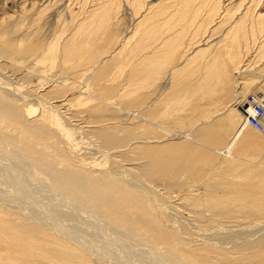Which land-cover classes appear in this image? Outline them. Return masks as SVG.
I'll return each mask as SVG.
<instances>
[{"label": "rangeland", "instance_id": "obj_1", "mask_svg": "<svg viewBox=\"0 0 264 264\" xmlns=\"http://www.w3.org/2000/svg\"><path fill=\"white\" fill-rule=\"evenodd\" d=\"M83 1L0 0V82L10 87V99L17 100L13 103L0 94V164L7 163L6 168L0 166L2 196L10 195L18 180L45 184V180L37 181L34 176L38 175L37 166L62 169L71 174L63 179L73 178V184L77 179L82 184L77 189L84 198L76 197L71 190V201L80 202L89 213L121 229L133 231L141 253L147 245L170 264H264V247L260 250L258 245L264 244V133L248 127L232 151V158L221 152L241 124L236 119L237 108L231 106L237 86L244 80L252 82L248 93L264 91V32L254 35L258 15L263 14L259 19L264 24V0H219L231 9L239 3L236 15H247L245 39L254 46L248 45L249 51L245 39L238 41L239 64L227 57L228 46H221L227 37L221 34L231 26L229 21L225 25L220 21L221 17H229L224 8L219 9V14H211V4H203L202 9L201 0H196L195 18V12H185L186 29L173 39L166 27L160 26L158 33L153 31L156 18L147 32L126 6L109 22L79 32V16L97 0L85 7ZM171 5L159 9L166 10L157 17H172L174 9L182 7L178 3ZM203 12L206 20L200 29ZM218 22L226 27L221 34ZM208 24H214L217 31ZM176 27L180 33L181 23ZM196 30L200 31L193 37ZM254 36L259 37L257 41ZM169 38L174 43H168ZM218 39H223L221 44ZM208 43L209 51L220 48L216 58L221 54L226 60L225 77L211 94L207 93L209 86L205 88V71H213L214 56L208 62L204 56L196 57L202 48L198 44ZM150 49H159L156 56L141 60ZM36 102L42 106L29 116L27 108ZM44 103L55 110L63 126L73 134V145L60 136L64 131L61 126L42 120ZM230 113L234 114L232 122ZM55 145L70 158L75 170L62 165L64 158L54 152ZM225 156L233 160L232 164ZM40 163L46 164L39 166ZM6 170L13 171L15 177L4 178ZM51 184L63 188L62 183L52 180ZM81 188L89 189L88 193ZM18 196L15 203L20 200ZM74 208L68 207L69 212L79 209ZM76 211L71 222L76 214L81 218ZM0 214V264H107L52 229L30 238L33 234L24 229L33 226L31 222L17 218L15 211L3 205ZM5 220L18 221L19 225ZM133 247L139 251L137 245Z\"/></svg>", "mask_w": 264, "mask_h": 264}, {"label": "bare ground", "instance_id": "obj_2", "mask_svg": "<svg viewBox=\"0 0 264 264\" xmlns=\"http://www.w3.org/2000/svg\"><path fill=\"white\" fill-rule=\"evenodd\" d=\"M80 3H81V0H79ZM91 0H84L82 2V6L85 7L87 6L88 2L90 3ZM198 1V0H197ZM233 1V0H232ZM234 4V2H237L236 0L234 2H232ZM243 1V0H242ZM259 1V0H258ZM170 3V6L169 3ZM175 2V4H174ZM212 2V3H211ZM210 2V0H201V8H202V5L203 4H211L208 8L210 10V13H215V14H219L221 10H219L220 8H224L226 10V13L227 15H229L228 18L225 17V19H223L221 17L220 21H223L221 22L222 24L224 22H227L229 21L231 23V26H229V28H226L224 27V25L222 26V24L220 25L219 22L218 24L220 25V27L222 26V29H218L220 28L218 26V30H219V34H221V32H223L224 28H226L225 32H224V36L221 34V37H226V40L223 41V39H218L219 43L221 44V42L223 41L222 43V47L224 48V43L226 44L225 46H228V50H227V57L233 61V62H237V64H239L238 62L240 61V57H239V54L241 55V53H239L236 49V44H238V41L239 40H242V39H245V34H246V30H245V27L246 26V22H244V19L245 17H247V15L245 14V12H243L244 14H241L239 13V15H236L235 13V10L238 8L239 3L236 4L235 8L234 9H231V8H226L224 7L219 0H212ZM226 2V1H225ZM249 3V1H247ZM77 3V2H76ZM168 3V4H167ZM176 3L182 5V7L178 9H174L175 12V16L173 15L172 17H168L166 16L163 19L157 17L158 16V13L161 12V11H165V10H159L161 9L162 7H164L165 5L169 8H171V4L175 5L176 6ZM196 3V0H97L96 2H93V4L90 6L91 8L89 10H83V13L81 14V16H79V25H78V29L77 31L79 32H82L84 29L86 30L88 27L90 28L91 26H97V24H102V23H107V21L109 22L110 19H114L115 15L121 10V8L123 6H126L127 8H129V10H131V13L136 16V18L138 19V22L137 24H139L140 26L144 25L146 27V31L148 32V29L152 28L154 25V19L153 18H156V23H155V26H154V29L153 31L158 33L159 30H161V27H166L168 32H170V34L174 35L173 36V39L176 37V35H179V34H183L184 32H182L183 30H185V26H186V23L187 21L185 20L186 18L185 17V12H189L192 11V12H195L194 10L197 8V5H195ZM244 3V1H243ZM262 3V2H260ZM102 4V5H100ZM199 4V3H198ZM230 4V3H229ZM242 4V3H241ZM247 4V3H246ZM96 5H98L96 8H94ZM214 5V6H213ZM225 5V3H224ZM228 5V4H227ZM243 5V4H242ZM179 6V5H178ZM232 6V5H231ZM257 6V5H256ZM261 6V5H260ZM89 7V6H88ZM167 7H164V8H167ZM213 7H218V8H215L213 9ZM230 7V6H228ZM242 7V6H241ZM246 7V6H245ZM247 8V7H246ZM246 12L248 9H246ZM253 8V7H252ZM260 8V7H259ZM203 9V8H202ZM241 9V8H240ZM254 9V8H253ZM257 9V8H256ZM170 9H168V12H169ZM173 10V9H171ZM188 10V11H187ZM201 10V9H200ZM198 9V11H200ZM251 10V9H250ZM237 11V10H236ZM243 11V10H242ZM249 11V10H248ZM202 13V11H200ZM257 12V10L255 11ZM81 13V12H80ZM167 13V11H166ZM248 13V12H247ZM252 13V12H251ZM264 13V11L262 12ZM131 14V15H132ZM162 14V12L160 13ZM171 14V13H170ZM195 14L196 12L194 13V18H195ZM204 12H203V15L201 14V24L198 25V28L201 29V26L203 25L204 26V22L206 20L205 16H204ZM208 14V17H209V13ZM250 14V13H249ZM260 14V13H259ZM130 15V16H131ZM132 15V16H133ZM191 15L193 16V14L191 13ZM226 15V16H227ZM232 15H236L231 17ZM263 15V14H262ZM262 15H258L259 18H261L260 16ZM165 16V15H163ZM189 16V15H188ZM223 16V15H222ZM97 17V19L99 20H95ZM198 17V19L200 18ZM207 17V16H206ZM207 17V19H208ZM249 17V16H248ZM254 17V16H253ZM134 18V17H133ZM183 18V20L185 21L184 23L180 21V19ZM189 18V17H187ZM252 18V17H251ZM257 19L258 22L254 23V25L256 26V29L255 32H254V35L257 34L259 35L261 33V31L264 32V30H262L264 28V24L262 22H260V19ZM140 19V20H139ZM190 19V18H189ZM215 19V17L213 18V20ZM250 19V18H248ZM264 19V18H263ZM182 20V21H183ZM200 20V19H199ZM198 20V22H199ZM211 20V21H213ZM217 20V19H216ZM194 21V20H192ZM219 21V19H218ZM197 22V21H196ZM214 22V21H213ZM216 22V21H215ZM264 22V21H263ZM181 23V27L182 29L180 30L181 32H177V27L176 25L180 24ZM212 23V22H211ZM249 23V22H248ZM253 23V22H252ZM192 24V23H191ZM195 25L197 26V24L195 23ZM209 26H213L212 24H208ZM217 25V23L215 24ZM252 25V24H251ZM250 25V26H251ZM202 26V27H203ZM253 26V25H252ZM98 27V26H97ZM189 27V25L187 26V28ZM194 27V26H193ZM215 26L211 27L214 29ZM195 28V27H194ZM206 28V27H205ZM134 29V28H133ZM179 29V28H178ZM208 29V27H207ZM248 29V28H247ZM97 30V29H96ZM188 30V29H187ZM211 30V29H210ZM216 29H214V32ZM222 30V31H220ZM251 30V29H250ZM200 30H196L195 33L193 34V37H195L198 33H199ZM203 31V30H202ZM206 32V31H205ZM204 32V33H205ZM253 32V31H252ZM134 33V32H133ZM155 33V34H157ZM178 33V34H176ZM144 34V33H143ZM154 34V35H155ZM203 34V33H202ZM212 34V32H211ZM210 34V35H211ZM213 34H216V33H213ZM212 34V35H213ZM218 34V33H217ZM218 34V35H219ZM85 34H83L84 36ZM152 35V33H150L149 37ZM159 35V34H158ZM253 35V33H252ZM162 36V35H161ZM171 36V35H170ZM205 36V35H203ZM217 36V35H216ZM249 36V35H248ZM260 36V35H259ZM164 37V36H163ZM172 37V36H171ZM262 37V35H261ZM208 38V37H207ZM209 38H211L209 36ZM218 38V36L216 37V39ZM249 38V37H248ZM259 37H255L254 36V39L257 41ZM197 39V38H196ZM200 39V38H199ZM213 39V37H212ZM263 39V38H262ZM152 40V39H151ZM172 38H169L168 39V43L171 42ZM208 40V39H207ZM250 40V39H249ZM247 38L244 40L245 42V45L248 47V45L250 46V43H251V40L249 41ZM264 40V39H263ZM173 41V40H172ZM192 41V40H191ZM191 41H189V43H191ZM204 41V40H203ZM211 41H214V40H211ZM260 41V40H259ZM262 41V40H261ZM182 42V41H181ZM206 42V41H205ZM208 42V41H207ZM210 42V40H209ZM240 42V41H239ZM253 42V41H252ZM142 43V42H141ZM147 43V42H146ZM174 43V41H173ZM183 43V42H182ZM215 43V42H214ZM152 44V43H151ZM171 44V43H170ZM176 44V43H175ZM181 44V43H180ZM179 44V45H180ZM210 44L211 43H208L206 44L205 46L203 45H200L198 44L199 46L198 47H202L201 49H199L197 51V55L196 57L199 55H201V57H205L207 59L206 62H208L209 58L213 57L212 60H213V68H212V72L208 73L207 71L206 74H207V84L205 86L208 87V92L207 93H213L217 87L218 84L221 83V81L223 80L222 78H224V69L225 68V64H224V56L221 58V54L218 55L219 58H216L215 55H217V51L218 48L217 47V44H216V47H217V50L215 49V47H213V49L211 51H209V48H210ZM219 44V45H220ZM218 45V46H219ZM253 45V44H252ZM264 45V43H263ZM176 46V45H174ZM212 46V45H211ZM239 46V45H238ZM254 46V45H253ZM253 46L250 48H253ZM258 46H262V45H258ZM148 48V46H146ZM240 47V46H239ZM246 47V48H247ZM150 48V46H149ZM238 48V47H237ZM258 48V47H257ZM256 48V49H257ZM182 49V48H181ZM197 49V48H196ZM208 49V50H207ZM263 49V48H262ZM139 50V49H138ZM137 50V51H138ZM146 50V49H145ZM151 50V49H150ZM148 51L147 52V55H144L146 53H144L143 57H141L142 59L141 60H144V59H151V58H154L156 56V54L158 53V50L159 49H156V50H151V51ZM176 50V49H175ZM208 51V55H204L205 51ZM240 50V48H239ZM248 50H249V47H248ZM143 51V50H142ZM244 51H245V48H244ZM250 51V50H249ZM264 50H262L261 52H263ZM144 52V51H143ZM260 52V51H259ZM139 53V52H138ZM201 53V54H200ZM140 54V53H139ZM142 54V53H141ZM249 54V53H248ZM257 54V53H256ZM259 54V53H258ZM263 55V54H262ZM261 55V56H262ZM250 56V55H249ZM260 56V55H259ZM260 56V57H261ZM195 57V55H194ZM195 57V58H196ZM169 58V57H168ZM160 59V58H159ZM166 59V58H165ZM164 59V60H165ZM192 59V58H190ZM248 59V58H247ZM146 60V61H147ZM154 60V59H153ZM186 60V59H185ZM140 61V60H139ZM197 61V60H196ZM226 61V60H225ZM144 62V61H143ZM186 62V61H185ZM150 63V62H149ZM184 63V62H183ZM236 64V65H237ZM184 66V64H183ZM154 67V66H153ZM182 67V66H181ZM177 69V68H175ZM182 69V68H180ZM243 69V68H242ZM179 70V68L177 69ZM176 72V71H175ZM173 72V73H175ZM226 75V74H225ZM224 76V77H223ZM264 76V75H263ZM201 80H203V78L201 77ZM252 85V82H245L244 80L242 82H240V84L237 86V90H236V94H235V97H236V100L231 104L232 106V109L235 110V107L238 109H236L237 111V115L238 117L236 119H240L242 118V111L240 109V105H241V102L245 99V95L248 93V90H251V86L249 87V85ZM250 88V89H249ZM10 87L7 86V84L4 82V85L1 84L0 82V94H2V96L8 100H10L11 102L13 103H17L16 99L15 98H12L10 99V95L12 94H9L10 92ZM262 93H264V91H260ZM11 93V92H10ZM256 93V92H254ZM9 94V95H8ZM249 94V93H248ZM247 94V95H248ZM14 97V96H13ZM25 98V97H23ZM16 100V101H15ZM21 101V100H20ZM37 101V100H36ZM36 104V106H35ZM34 105H30L28 106V115L32 116L35 115L36 111H37V106L39 108V106H42L40 105V103L36 102ZM57 106V105H56ZM231 106L229 108H231ZM52 107V106H51ZM2 109V108H1ZM2 112V111H1ZM0 112V113H1ZM9 112V111H8ZM18 112V111H17ZM42 112V113H41ZM41 117H42V120L44 121H48V123H50V125H52V123L57 126H61V128L64 130L63 131V134H64V137L62 136L63 134L62 133H59L60 136L62 138H66L70 143L72 142V139L74 138L73 134H71L70 132H68V130L63 126L62 122H61V119L59 117V115L55 112V110L52 108L50 109L49 106H45V103H44V106L42 107V111H41ZM228 112V111H227ZM16 114V113H15ZM233 114V113H232ZM230 113V122L234 121L233 120V115ZM10 116V115H9ZM136 116V115H135ZM235 117V116H234ZM139 118V121H143V122H147V119L145 118H141V117H138ZM13 119V118H12ZM14 120V119H13ZM205 120V119H204ZM210 120V119H209ZM238 120V121H240ZM208 121V118L207 120ZM204 121V122H206ZM211 121V120H210ZM203 122V120H202ZM209 122V121H208ZM149 123V122H148ZM242 123V122H241ZM141 124V123H140ZM53 125V126H54ZM65 125V124H64ZM39 127V126H38ZM43 126H41L42 128ZM249 126L245 125V124H240L239 127H237L235 133L233 134L232 138L229 140L228 144L226 145V147L224 148V151L221 150V152H224L225 155H228L231 157V154L232 151L234 150L235 147H237L236 145L240 142L241 138L243 137L244 135V132H245V129L248 128ZM60 128V129H61ZM44 129V128H43ZM47 129V128H46ZM259 132V131H257ZM259 133H264L263 132H259ZM58 134V133H57ZM58 134V135H59ZM191 134V133H190ZM185 135V133H184ZM59 136V137H60ZM22 137V136H21ZM53 137V136H52ZM76 138V137H75ZM187 138V137H186ZM60 140V139H58ZM46 141V140H45ZM51 141V140H50ZM68 141H66L68 143ZM75 141V140H74ZM3 142V141H2ZM61 142V141H60ZM4 143V142H3ZM203 143V142H202ZM48 144V143H47ZM51 144V143H50ZM72 144V143H71ZM70 144V145H71ZM204 144V143H203ZM202 144V145H203ZM73 145V144H72ZM208 145V144H207ZM137 146V145H136ZM67 147V145H66ZM77 147V146H76ZM208 147V146H207ZM210 147V145H209ZM212 148V147H211ZM54 149V152H56L58 154V156L64 158L62 159V165L68 167L69 169H72V170H75V168H73V165L72 163H70L69 159L70 158H67L66 156H64V153L63 151L60 149V147L58 148L57 145H55L53 147ZM216 149V148H215ZM73 150V149H71ZM14 151V150H13ZM16 152V151H15ZM223 154V153H222ZM223 154V156H224ZM2 156V155H1ZM0 156V157H1ZM47 156V155H46ZM46 156H44L46 158ZM233 156V155H232ZM22 158H24L23 156H21ZM226 157V156H225ZM240 157V156H239ZM243 157V156H242ZM16 158V157H15ZM49 158V157H48ZM47 158V159H48ZM227 158V157H226ZM229 158V157H228ZM227 158V159H228ZM232 158V157H231ZM234 158V157H233ZM21 159V158H20ZM28 159V158H27ZM9 160V159H8ZM23 160V159H22ZM24 160H26L24 158ZM29 160V159H28ZM226 160V159H225ZM229 160V159H228ZM238 160V159H237ZM236 160V161H237ZM241 160V159H240ZM244 160V159H243ZM10 161V160H9ZM27 161V160H26ZM37 161V160H36ZM230 161V160H229ZM228 161V162H229ZM233 161V160H231ZM230 161V163H231ZM1 162V160H0ZM8 162V161H7ZM22 162V161H21ZM47 162V161H46ZM224 162V161H222ZM228 162H226L228 164ZM239 162V161H238ZM241 162V161H240ZM16 163V162H15ZM29 163H32L29 162ZM28 163V164H29ZM38 163V162H37ZM36 163V164H37ZM50 162H48L49 164ZM237 163V162H236ZM13 164V163H12ZM27 164V165H28ZM41 164H44V163H40L39 166ZM46 164V163H45ZM44 164V165H45ZM220 164V163H219ZM225 164V163H224ZM223 163L221 164L222 166L224 165ZM232 164V163H231ZM230 164V165H231ZM235 164V163H234ZM6 167H7V163L5 164ZM4 165V166H5ZM52 167H54V163H51ZM229 165V164H228ZM240 165V164H239ZM1 166V164H0ZM3 165L1 167H4ZM16 166H20L18 165V163H16ZM32 166V164L30 165ZM43 166V165H41ZM219 166V165H218ZM234 166V165H233ZM237 166V165H235ZM4 167V168H6ZM11 167V166H10ZM9 167V168H10ZM22 168V166H20ZM25 167V166H24ZM33 167V166H32ZM82 167V166H81ZM224 167V166H223ZM57 168V167H56ZM60 168V167H59ZM21 169H19L20 171ZM34 170V169H33ZM54 169H52L51 167H48V166H43V167H38L37 166V173H34V176L35 178H37V181H38V178L40 179H43L45 180V184L44 183H40L41 180H40V184H44L43 187L37 185L38 182H37L35 185L34 184H30L32 182H24L22 180H18L16 181V187H13L12 191L10 190V195L7 194L6 196H2L3 194L0 193V205H3V207H5L6 209H10L11 211H15L16 214L18 215L17 218H22L24 221H27L28 224H31L33 226L31 227H26L24 229V231L26 232H29V233H32L33 235L30 234V238H35L37 236H39L40 233H43V234H46V231H48V229H52L53 231L57 232L59 235L63 236V237H66L67 240H70L71 242H73L75 245L79 246L80 248H82L83 250L87 251L88 253H93L95 254L96 256H98L99 258L103 259L107 264H133V263H141V264H145L147 261V264H170V262L168 263L167 261H165L163 258L161 257H158L157 255H155L154 253H152L149 249H147L148 247L144 246L142 253L140 252V246L138 245L139 243L137 241H135L132 237V233L133 231H128L126 229H121L118 225H114L112 223H110L109 221L106 220V218H100L98 216H96L94 213H89L88 209L86 207H83L82 204H79L78 203H75V202H72L70 197H69V192H71V190L74 192V194L76 195V197L80 198V199H83L84 196L82 195V193L77 189V187L79 185H82L75 177L76 179V184H73V178L72 179V182H71V179H63V177H67L68 175H71L70 173H68L67 171H64V170H54V172L52 171ZM31 171V170H30ZM18 172V171H17ZM16 172V173H17ZM21 172V171H20ZM34 172V171H33ZM109 172V171H108ZM111 172V171H110ZM14 172L11 171V170H6L5 174H4V178L11 176V177H15V175L13 174ZM113 173V172H112ZM111 173V174H112ZM19 174V172H18ZM24 174V173H23ZM22 174V175H23ZM26 174V173H25ZM73 174V173H72ZM115 174V173H114ZM119 174V173H118ZM117 174V175H118ZM20 175V174H19ZM20 175V176H22ZM27 175V174H26ZM41 175V177H40ZM120 175V174H119ZM18 177V176H17ZM16 177V178H17ZM24 177V175L22 176ZM121 179H123L124 177L121 175ZM19 178V177H18ZM27 178V177H26ZM116 178V177H115ZM55 182V183H62L63 185V188H58L56 185L54 184H51L52 180ZM120 179V178H119ZM9 182V181H8ZM44 182V181H42ZM1 183V182H0ZM29 183V184H27ZM34 183V182H33ZM1 185V184H0ZM9 185V184H8ZM37 185V186H36ZM39 186V187H38ZM96 186V185H95ZM133 187V186H132ZM98 188V187H97ZM135 188V187H134ZM133 188V189H134ZM6 189H9V188H6ZM82 191L84 193H88V190L86 188H81ZM102 189V187H101ZM136 189V188H135ZM5 190V189H4ZM145 191V189H143ZM9 191V190H8ZM17 192L20 194V196L14 194V192ZM3 192H7V191H3ZM8 193V192H7ZM139 193V192H138ZM146 193V192H145ZM144 193V194H145ZM18 196L17 198H19V202L18 203H15V199H16V196ZM71 194V193H70ZM27 195H30V197H26ZM143 195V194H142ZM3 197V198H2ZM13 197V198H12ZM15 197V198H14ZM14 199V200H12ZM6 200L8 202H11V203H8L6 202ZM15 201V202H14ZM74 201V200H73ZM14 202V203H12ZM98 203V202H97ZM89 204V203H88ZM75 206V208H79L77 209L78 213L81 215V218H76L78 217V214H76V217L74 218L75 221L74 222H71V218H73L75 216V213L73 214V212H69V209L68 207H71V206ZM92 205V203H91ZM64 206H67V207H64ZM156 206V205H155ZM154 206V207H155ZM98 206L96 205L95 208H97ZM73 208V207H72ZM74 208V209H75ZM104 208V207H103ZM166 209V208H165ZM72 210V209H71ZM91 210V209H90ZM101 210V209H100ZM9 211V210H8ZM76 211V212H77ZM94 211V210H93ZM103 211V210H102ZM113 211V210H112ZM99 213V211H98ZM101 213V212H100ZM104 213V212H102ZM127 213V212H126ZM1 215V214H0ZM4 215V214H3ZM14 215V214H13ZM74 215V216H73ZM105 215V214H104ZM107 215V213H106ZM121 216V215H120ZM109 217V216H108ZM119 217V216H118ZM124 217V216H123ZM113 218V220H115L114 217H111ZM19 219H17L18 221H20ZM21 219V220H22ZM76 219H77V222H76ZM117 219V218H116ZM18 221H14V222H11L10 220H5L4 222L5 223H11L12 225L14 223H17V225L15 226H18L19 225V222ZM140 221V220H138ZM114 222V221H113ZM132 223L134 221H131ZM148 222V221H147ZM143 225H145V220L143 221ZM150 223V222H149ZM124 224V223H123ZM148 224V223H147ZM151 224V223H150ZM133 225V224H132ZM14 226V225H13ZM128 228V226H125ZM131 227V226H130ZM137 227V226H136ZM151 228V226H150ZM149 229V228H148ZM46 230V231H45ZM130 230V228H129ZM134 230V229H132ZM139 230V229H137ZM52 232V231H51ZM54 233V232H53ZM139 233V232H138ZM56 234V233H55ZM136 234V233H135ZM138 237V235H136ZM48 237V236H47ZM57 237V236H56ZM139 238V237H138ZM137 238V239H138ZM150 238V237H149ZM40 239V238H39ZM81 239V241L79 240ZM149 240V239H148ZM261 240V239H260ZM153 242V241H152ZM145 243V242H144ZM153 244V243H152ZM134 245H137V247L139 248V251L135 250L136 248H134L133 246ZM260 245V250L262 247H264V244H258ZM152 246V245H151ZM133 247V248H131ZM136 247V246H135ZM256 247V246H255ZM150 248V247H149ZM78 249V248H77ZM166 249V248H165ZM169 249V248H168ZM264 249V248H263ZM153 250V249H152ZM113 252L112 254L113 255H108L107 253L108 252ZM156 251V250H155ZM67 252V251H66ZM145 252V253H144ZM159 253V252H157ZM175 253V252H174ZM173 253V254H174ZM142 254V255H141ZM171 254V253H170ZM94 255V256H95ZM176 255V253H175ZM85 256V255H84ZM170 256V255H168ZM174 256V255H172ZM141 257V259H140ZM95 258V257H94ZM97 258V257H96ZM144 258V260H142ZM98 259V258H97ZM170 260V259H169ZM173 260V259H172ZM135 261V262H133ZM143 261L145 263H143ZM133 262V263H132ZM135 263V264H136ZM105 264V263H104ZM172 264V263H171ZM176 264V263H174Z\"/></svg>", "mask_w": 264, "mask_h": 264}, {"label": "built area", "instance_id": "obj_3", "mask_svg": "<svg viewBox=\"0 0 264 264\" xmlns=\"http://www.w3.org/2000/svg\"><path fill=\"white\" fill-rule=\"evenodd\" d=\"M241 124H245L256 131H264V93H249L241 102Z\"/></svg>", "mask_w": 264, "mask_h": 264}]
</instances>
